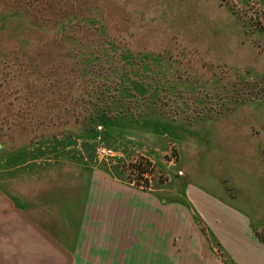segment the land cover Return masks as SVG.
<instances>
[{
  "label": "rangeland",
  "instance_id": "rangeland-1",
  "mask_svg": "<svg viewBox=\"0 0 264 264\" xmlns=\"http://www.w3.org/2000/svg\"><path fill=\"white\" fill-rule=\"evenodd\" d=\"M19 13L62 23L68 41L51 50L61 55L53 64L72 65L83 88L68 104L74 118L48 107L44 83L12 76L26 70L0 69V192L32 223L22 227L0 193V264H69V244L50 240L70 237L65 214L53 207L75 197L88 168L129 183L125 165L147 157L158 168L154 191L178 192L179 144L202 124L206 132L216 122L239 125L264 149V101L248 96L264 87V0H0V40L34 39L13 19ZM87 92L88 109L80 102ZM99 147L119 159L99 161ZM256 160L264 162V152L248 162ZM43 230L50 238L37 240ZM209 242L216 248L203 242L196 253L175 238L173 264H237Z\"/></svg>",
  "mask_w": 264,
  "mask_h": 264
},
{
  "label": "crops",
  "instance_id": "crops-1",
  "mask_svg": "<svg viewBox=\"0 0 264 264\" xmlns=\"http://www.w3.org/2000/svg\"><path fill=\"white\" fill-rule=\"evenodd\" d=\"M201 126V133L179 144L182 190L142 191L106 170L88 168L75 197L53 207L65 214L69 239L50 238L43 230L37 240L47 236L64 250L65 241L69 264H173L175 238L195 250L203 242L216 248L209 242L214 238L237 264H264L258 237L264 229V162H248L264 149H255L253 134L247 137L245 128L231 122H216L211 132L210 125ZM3 194L9 210L21 214L22 227L32 224L24 207L16 209ZM174 195L181 200H172Z\"/></svg>",
  "mask_w": 264,
  "mask_h": 264
},
{
  "label": "trees",
  "instance_id": "trees-1",
  "mask_svg": "<svg viewBox=\"0 0 264 264\" xmlns=\"http://www.w3.org/2000/svg\"><path fill=\"white\" fill-rule=\"evenodd\" d=\"M15 18V21L22 24L25 23L29 35L33 36L34 39L31 38L26 42L22 41L23 43L21 41L13 42L11 40L6 42L0 40V69L12 71V68L17 67L20 68V70H26L23 74L12 76L20 77L21 80H23V76H25L29 79L30 83H44L42 89L43 92H45L44 94H46L44 95V100L48 102L50 101L49 99H51V105L48 104L50 102L47 103L48 107L51 108L53 104V107H55V104L62 106V110L75 118L77 116L76 112H69V105H71V102L75 103V97L72 91L79 90L81 86L83 88V83L81 79L79 81V79L76 78L77 76L80 78V75L76 76V71L72 70V65L68 68L67 64L60 63L58 66L53 64V62H56L57 56L61 55H54L51 53L53 48H61L63 43L68 41V37L62 35L63 31L65 32V30H62V23L60 26L59 22L57 23L53 21V19H47L48 16L43 14L34 16V13L29 15L19 13V15L13 19ZM13 19H11V21H13ZM1 26L0 24V33L3 32ZM56 31H59V33ZM35 35L37 38H35ZM60 35H62V37H60ZM39 36L42 37L40 38ZM28 63L29 65H26ZM32 67H34V69H32ZM248 96L254 99L264 98V87L258 91L250 89ZM90 98L89 92H87L84 97H80V102L87 107L92 102ZM84 99H86V101H84ZM86 109H88V107ZM260 239L264 241L261 236ZM217 247L220 250L222 249L220 243H217Z\"/></svg>",
  "mask_w": 264,
  "mask_h": 264
},
{
  "label": "built area",
  "instance_id": "built-area-1",
  "mask_svg": "<svg viewBox=\"0 0 264 264\" xmlns=\"http://www.w3.org/2000/svg\"><path fill=\"white\" fill-rule=\"evenodd\" d=\"M96 155L99 161L107 163L119 159L118 152L108 147L97 148ZM124 170L129 174V183L126 182L127 184L142 191H154L153 180L158 168L153 161L141 156L127 163Z\"/></svg>",
  "mask_w": 264,
  "mask_h": 264
}]
</instances>
